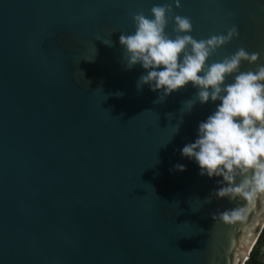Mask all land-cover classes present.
I'll list each match as a JSON object with an SVG mask.
<instances>
[{"label":"water","instance_id":"water-1","mask_svg":"<svg viewBox=\"0 0 264 264\" xmlns=\"http://www.w3.org/2000/svg\"><path fill=\"white\" fill-rule=\"evenodd\" d=\"M172 2L0 0V264L249 259L264 229V200L243 221H215L237 203H204L217 178L199 175L180 154L215 104L181 113L196 93L191 83L156 102L158 92L137 88L144 69L125 70L119 37L134 31L133 14L150 17L153 5ZM180 3L172 15L190 17L197 40L238 29L207 63L243 47L264 64V0ZM172 28L170 15L174 36Z\"/></svg>","mask_w":264,"mask_h":264},{"label":"clouds","instance_id":"clouds-1","mask_svg":"<svg viewBox=\"0 0 264 264\" xmlns=\"http://www.w3.org/2000/svg\"><path fill=\"white\" fill-rule=\"evenodd\" d=\"M173 4L181 7L180 0H173L153 5L150 17L143 12L133 14L134 31L119 37L125 70L135 65L144 69L137 88L148 85L158 92L156 102L191 83L196 93L183 102L181 113L191 111L197 102L215 104L199 122L195 139L185 143L180 154L198 165L199 175L217 178L218 187L204 203H210L213 196L237 203L213 214L215 221L234 224L246 219L249 205L258 198L264 200V64L257 63L258 52L249 53L243 47L207 63L213 53L239 35L237 27H230L227 34L197 40L190 35L191 18L173 16ZM170 15L174 36L166 31ZM245 61L256 64L255 69L241 70ZM179 126L178 122L173 134ZM173 167L186 168L181 163Z\"/></svg>","mask_w":264,"mask_h":264},{"label":"trees","instance_id":"trees-1","mask_svg":"<svg viewBox=\"0 0 264 264\" xmlns=\"http://www.w3.org/2000/svg\"><path fill=\"white\" fill-rule=\"evenodd\" d=\"M263 246H264V229L257 243L255 244L253 250L251 251L249 259L246 261L245 264H264V261L261 258Z\"/></svg>","mask_w":264,"mask_h":264},{"label":"rangeland","instance_id":"rangeland-1","mask_svg":"<svg viewBox=\"0 0 264 264\" xmlns=\"http://www.w3.org/2000/svg\"><path fill=\"white\" fill-rule=\"evenodd\" d=\"M261 258L264 261V246L262 247V254H261Z\"/></svg>","mask_w":264,"mask_h":264}]
</instances>
